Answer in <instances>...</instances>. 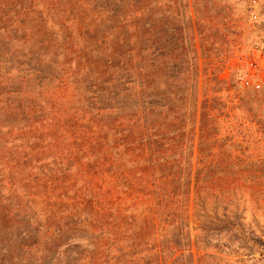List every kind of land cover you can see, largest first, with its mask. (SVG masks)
Returning a JSON list of instances; mask_svg holds the SVG:
<instances>
[{
	"label": "rangeland",
	"instance_id": "374dc122",
	"mask_svg": "<svg viewBox=\"0 0 264 264\" xmlns=\"http://www.w3.org/2000/svg\"><path fill=\"white\" fill-rule=\"evenodd\" d=\"M117 1L0 0L1 6L14 4L17 11L31 8L27 18L33 19L30 27L17 35L10 32L12 22L0 25V122L2 111L11 106V96L6 95L10 90L21 93L15 99L16 107L20 102L28 108L35 101L49 108L45 92L34 81L36 71L32 74L31 68L25 67L28 63L38 70L44 69L39 77L50 79L64 72L62 67L69 63L75 79L100 83L99 74L91 72L93 67L86 62H105L114 57L117 38L125 33L120 27V14L116 13ZM254 1L260 15L258 22H253L250 15ZM142 2L147 41L164 50L159 78L164 120L171 125L173 118L177 119V128L182 131L186 127L192 144L188 145L186 156L191 158L195 174L240 178L227 202L228 215L232 217L230 212H235V224L243 226L236 235L238 241L227 246L224 234L233 228L226 224V231L220 233L218 226H214L211 245L204 252L203 244L197 243L201 241V223L192 217L194 264L205 254L207 264H264V75L259 88L256 84L250 88L241 85L243 59L255 43L264 42V0ZM64 11L79 21L80 29L76 23L63 22ZM137 21L135 26L140 25ZM81 49L85 53L78 60L76 54ZM8 69L14 71L9 74ZM114 86L111 82L99 88L104 100ZM76 87L78 91L68 105L71 108L79 107L84 96L89 97L84 95L83 82ZM206 104L211 106L215 120L208 123L210 129L202 131L200 115ZM9 122L13 126L19 124L17 119ZM6 133L7 130L0 129V264H83L79 256L93 251L96 240L102 236L93 233L91 219L86 224L61 228L52 235L50 211L42 201V192L53 196L48 203L57 201L64 206H57L53 213L61 209L65 212L67 196L72 194L66 191L60 195L53 187L56 178L55 172L49 174L50 159L40 163L24 159L27 152L23 148L18 150L19 143L8 142L7 136H3ZM24 162L27 164L23 165ZM28 168L31 170L26 171ZM209 212L213 217V207ZM222 213L219 208V214ZM196 214L202 216L201 208H196ZM142 227L139 223L132 229ZM173 229L170 237L174 235ZM161 233L156 244L165 242ZM149 239L146 236L144 244L151 243ZM147 249L149 245L134 251L136 262L144 264L145 258L151 256Z\"/></svg>",
	"mask_w": 264,
	"mask_h": 264
},
{
	"label": "trees",
	"instance_id": "16d2710c",
	"mask_svg": "<svg viewBox=\"0 0 264 264\" xmlns=\"http://www.w3.org/2000/svg\"><path fill=\"white\" fill-rule=\"evenodd\" d=\"M142 1L116 2L125 33L117 38L114 57L105 62H86L93 67L91 72L99 74L98 85L75 79L69 63L62 67L64 72L51 79L39 77L44 69L28 63L25 67L31 68L32 74L36 71L34 81L45 92L49 108L35 101L28 108L20 102L16 107L15 99L21 93L14 89L6 92L11 96V106L1 114L0 129L7 130L3 136L8 142L19 143L18 150L27 152L24 159L31 158L36 163L50 159L49 174L55 172L56 178L53 187L60 195L66 191L72 194L67 196L66 211L62 212L64 206L57 201L48 203L53 196L42 192V201L50 211L52 235L91 219L93 233L102 236L93 251L79 256L83 264H140L135 261L134 251L148 245L151 256L145 258L144 264H194L192 217L201 223L202 236L197 243L203 244L204 252L211 245L214 226L220 233L226 231V224L233 228L224 234L227 246L238 241L236 235L243 230L242 224H235V212H230L232 217L227 212L229 193L232 187L239 186L240 178L195 174L191 158L186 156L191 144L186 127L182 131L177 128V119L173 118L171 125L164 120L159 84L164 50L147 41ZM11 6L0 5V25L12 22L10 32L17 35L33 23L32 18H27L31 8L17 11V6ZM62 13L65 24L76 23L80 29L75 17ZM135 20L140 25L135 26ZM83 52L81 49L76 59H81ZM13 71L8 69L7 73ZM79 82L84 83V95L89 97L84 96L77 108L68 107ZM111 82L114 90L104 100L99 88ZM200 116L202 131H207L211 126L208 123L215 120L209 104L203 106ZM10 119H17L19 124L13 126ZM57 206L62 209L53 213ZM197 207L202 216L196 214ZM212 207L213 217L209 212ZM219 208L223 209L221 215ZM139 223L143 226L140 230L132 229ZM160 231L165 242L156 244ZM146 236L151 241L147 245L143 242ZM197 251L199 255L200 249ZM207 258V254L199 257L198 264H207Z\"/></svg>",
	"mask_w": 264,
	"mask_h": 264
},
{
	"label": "built area",
	"instance_id": "2783aa9c",
	"mask_svg": "<svg viewBox=\"0 0 264 264\" xmlns=\"http://www.w3.org/2000/svg\"><path fill=\"white\" fill-rule=\"evenodd\" d=\"M250 10L251 19L253 22L260 20L259 12L255 9L256 1L253 3ZM244 74L241 80V85L244 88L254 87L259 88L261 76L264 75V42L255 43L250 52L243 59Z\"/></svg>",
	"mask_w": 264,
	"mask_h": 264
}]
</instances>
